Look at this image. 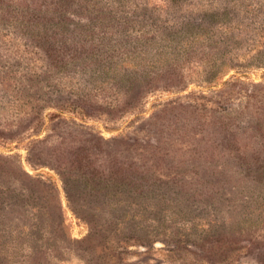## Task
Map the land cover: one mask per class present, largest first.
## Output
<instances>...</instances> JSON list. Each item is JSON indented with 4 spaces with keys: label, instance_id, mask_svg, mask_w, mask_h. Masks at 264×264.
Returning a JSON list of instances; mask_svg holds the SVG:
<instances>
[{
    "label": "rangeland",
    "instance_id": "374dc122",
    "mask_svg": "<svg viewBox=\"0 0 264 264\" xmlns=\"http://www.w3.org/2000/svg\"><path fill=\"white\" fill-rule=\"evenodd\" d=\"M75 1L0 17V264H264V0Z\"/></svg>",
    "mask_w": 264,
    "mask_h": 264
},
{
    "label": "trees",
    "instance_id": "16d2710c",
    "mask_svg": "<svg viewBox=\"0 0 264 264\" xmlns=\"http://www.w3.org/2000/svg\"><path fill=\"white\" fill-rule=\"evenodd\" d=\"M75 3V6L80 4V2H77L74 0H0V17L1 15L5 16V18L14 17L16 20H22L23 27L31 29V31H34V36H37L39 33L42 32L44 34V37L37 40L38 46L41 49L50 50L51 52L58 53V52H64V49H67L68 45L72 44H78L77 46H74V50L78 51L80 49V37L76 40H71L70 43L67 44L66 41H61L60 43L55 44L54 41L48 39L51 38L46 31L48 30L47 27L50 26L48 24H52L53 26H63L64 20H66V15L64 13H71L70 11H67L68 9H72L75 7L73 4ZM80 7V6H79ZM61 9V10H60ZM191 24H188V27H191ZM200 34H206L207 31L202 29V27H198ZM187 30V26H186ZM196 34L194 39L199 38ZM32 34H29L31 36ZM55 39V37L53 38ZM35 41V40H34ZM100 43L99 41H96ZM210 45L212 47H216V42L211 41ZM58 55V54H57ZM96 59V58H95ZM110 59H113V56L110 57ZM69 61L76 62V58L73 56H70L68 60H64L65 63H69ZM121 62V63H118ZM113 61L114 64L112 67H108L107 70L113 69L116 65L119 67V70L115 74L116 79L122 78L123 72H125L124 69L125 66V60H118ZM171 64V63H170ZM168 64V65H170ZM173 66L178 65L177 63H172ZM253 65V64H252ZM175 68H167L169 70H172L169 72V76L172 78L180 79L182 80L183 73H181V70L177 71L176 73L173 72ZM101 74H108L105 71H101ZM219 73H213L211 77L208 79L210 82L215 80ZM207 80V79H206ZM125 87V86H123ZM124 92H127L125 89ZM126 93H123L122 95H125ZM127 95V94H126ZM127 102L124 103V105H128ZM42 109V108H41ZM41 114H37L35 117L36 119H40L42 116V111H40ZM53 115H56V113H53ZM80 115V114H79ZM86 115V114H84ZM96 174H99L95 177L97 184L101 183L103 180H107V176H103L102 172L97 171ZM29 176V175H27ZM30 178V177H28Z\"/></svg>",
    "mask_w": 264,
    "mask_h": 264
}]
</instances>
